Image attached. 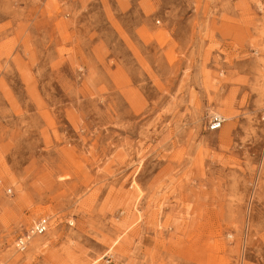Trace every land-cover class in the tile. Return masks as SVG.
I'll use <instances>...</instances> for the list:
<instances>
[{"label":"rangeland","instance_id":"374dc122","mask_svg":"<svg viewBox=\"0 0 264 264\" xmlns=\"http://www.w3.org/2000/svg\"><path fill=\"white\" fill-rule=\"evenodd\" d=\"M0 261L264 264V0H0Z\"/></svg>","mask_w":264,"mask_h":264},{"label":"built area","instance_id":"2783aa9c","mask_svg":"<svg viewBox=\"0 0 264 264\" xmlns=\"http://www.w3.org/2000/svg\"><path fill=\"white\" fill-rule=\"evenodd\" d=\"M225 120L222 116L216 114L211 116L208 121V131L215 132L222 128ZM50 227L49 220L47 218H39L32 223L30 228L21 236H18L14 241V249L16 252L22 253L24 252L32 238L44 236ZM0 264H3L0 261Z\"/></svg>","mask_w":264,"mask_h":264},{"label":"bare ground","instance_id":"6f19581e","mask_svg":"<svg viewBox=\"0 0 264 264\" xmlns=\"http://www.w3.org/2000/svg\"><path fill=\"white\" fill-rule=\"evenodd\" d=\"M31 240H32V239H31ZM31 240H30V242H31ZM38 243H39V242H38ZM38 243H37V241H34L33 244H32V246H34V248H35V247L37 248L36 244H38ZM39 246H40V245H39ZM39 246H38V247H39ZM36 248H35V249H36Z\"/></svg>","mask_w":264,"mask_h":264}]
</instances>
